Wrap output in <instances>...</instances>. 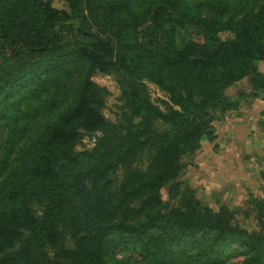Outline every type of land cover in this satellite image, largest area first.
Instances as JSON below:
<instances>
[{"label":"trees","instance_id":"trees-1","mask_svg":"<svg viewBox=\"0 0 264 264\" xmlns=\"http://www.w3.org/2000/svg\"><path fill=\"white\" fill-rule=\"evenodd\" d=\"M63 2L58 9L46 0H0V264H111L130 247L160 264H226L223 252L238 247L239 264H264V198L253 201L259 229L251 232L226 207H200L178 184L176 203L159 196L178 178L183 156L203 138L216 140L214 124L224 117L216 113L237 109L242 98L264 99V0ZM235 6L240 12L230 13ZM184 22L203 37L180 48ZM221 30L233 38L222 40ZM96 70L116 75L124 103L116 124L101 114L110 93L91 81ZM243 80L250 92L227 100L224 91ZM146 83L167 96L164 111ZM66 95L68 105L26 139L40 111L56 112ZM96 131L93 149L75 151L84 132ZM142 149L151 154L148 169L121 186L114 206L110 176ZM39 195L46 202L36 213L30 201ZM74 205L78 213L68 214ZM66 236L74 246L64 245Z\"/></svg>","mask_w":264,"mask_h":264},{"label":"rangeland","instance_id":"rangeland-1","mask_svg":"<svg viewBox=\"0 0 264 264\" xmlns=\"http://www.w3.org/2000/svg\"><path fill=\"white\" fill-rule=\"evenodd\" d=\"M191 4L198 0H188ZM54 7L64 9L63 0H51ZM230 13L238 14L240 10L235 6ZM210 11H197L200 16H205ZM229 11H224L226 16ZM176 42L181 48L186 42L202 41V32L200 28L189 22H184L181 26H177ZM219 37L222 40H230L233 34L228 30H221ZM102 37V36H101ZM104 40L105 38L102 37ZM258 68L264 70V62L258 63ZM76 75L74 74L69 85L75 82ZM91 81L104 87L109 91V96L106 97L104 107L101 109V114L104 120L110 124H116L120 117L123 106V101L120 100V90L117 83L116 75L111 71L96 70L91 77ZM146 89L151 102L158 106L162 111L166 109L164 102L168 101L167 96L154 84L146 83ZM250 91V86L247 81L243 80L229 87L224 91L227 100H240V95H247ZM69 102V95L63 98L59 109L50 113L40 111L35 118L31 129L32 135H28L26 139L35 137L42 126L53 120L56 115L63 110ZM218 119L226 113L218 112L215 114ZM221 121V120H220ZM219 122V121H218ZM168 127L162 123H158L159 130H166ZM263 132V130H262ZM102 136L100 131L94 133H83L81 141L75 146V151L83 152L91 150L95 147L96 140ZM0 130V144H1ZM222 145V144H221ZM262 147V146H261ZM226 148H222L219 144L209 143L206 138H203L201 146L197 151L181 158L182 170L178 178L173 184H167L159 190V196L162 202H167L170 205L177 202L178 197L174 193L173 185L178 184L181 191H190L193 199L200 207L208 208L214 212L219 211L222 207H226L232 212L234 222L248 231H256L259 229L258 222L255 220V211L253 210V201L264 198V146L261 153L259 149L252 148L246 156V161L236 163V159L226 157ZM255 150V153L253 152ZM220 155V156H219ZM151 154L142 149L140 154L133 158L127 159L118 169L111 174V186L114 195V206L119 202L121 186L128 182H134L137 176L147 171L150 164ZM244 159V160H245ZM232 166L233 168H229ZM227 172V174H225ZM46 197L36 196L30 201V206L34 212L40 213L44 208ZM79 211V205L69 206L66 208L68 214H75ZM82 225H86L83 218H79ZM71 224L68 220L67 226ZM64 230V229H63ZM87 232L78 234V237H83ZM66 247L74 246V240H70L66 236ZM56 249L57 246H50ZM222 261L226 264H239L243 260L241 250L238 247H232L223 252ZM111 264H160L157 261L145 259L140 256L139 251L130 247L129 249H119L113 259H110Z\"/></svg>","mask_w":264,"mask_h":264},{"label":"crops","instance_id":"crops-1","mask_svg":"<svg viewBox=\"0 0 264 264\" xmlns=\"http://www.w3.org/2000/svg\"><path fill=\"white\" fill-rule=\"evenodd\" d=\"M260 71L264 73V70ZM263 122L264 99L242 98L237 109L226 112L223 119L214 124L217 138L213 144L226 148V157L236 159V163H243L252 148H258L261 153L264 146Z\"/></svg>","mask_w":264,"mask_h":264},{"label":"water","instance_id":"water-1","mask_svg":"<svg viewBox=\"0 0 264 264\" xmlns=\"http://www.w3.org/2000/svg\"><path fill=\"white\" fill-rule=\"evenodd\" d=\"M47 2H51V0H46ZM89 34L95 36L97 39H99L100 41H104V39L101 37V35L98 32H89Z\"/></svg>","mask_w":264,"mask_h":264}]
</instances>
